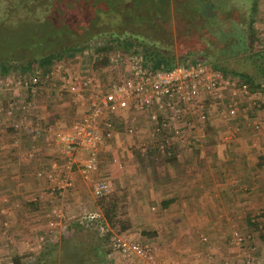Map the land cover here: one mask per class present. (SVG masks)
<instances>
[{"label":"crops","instance_id":"obj_1","mask_svg":"<svg viewBox=\"0 0 264 264\" xmlns=\"http://www.w3.org/2000/svg\"><path fill=\"white\" fill-rule=\"evenodd\" d=\"M262 86L264 83L254 85L250 96L238 98L235 118L222 120L210 114L206 126L211 129L205 142L210 144H199L188 153L181 142H171L167 151L153 145L150 123L141 114L135 119L130 110L107 115L113 119V132L98 152L97 169L85 179L73 167L71 187L55 196L48 194L53 184L44 172L60 170L64 154L41 131L35 140L29 134L16 133L0 112V259L28 250L37 253L36 236L48 229V207L56 205L67 221H76L85 215L80 205L86 203L92 183L102 179L116 191L129 226L135 218L147 230L143 231L149 237L145 240L172 264L193 260L244 264L243 252L232 243L231 235L240 227H250L258 215L264 224ZM40 90L30 113L39 128L66 129L83 111L82 103L64 91L57 93L49 83ZM6 94L0 91V107ZM255 122L259 123L256 129L248 125ZM183 130L174 138L185 135ZM142 143H146L143 151ZM142 153L146 155L137 156ZM114 154L121 167L113 171ZM159 154L168 156L162 162ZM80 155L86 156L87 151L81 150ZM95 211L99 212L98 205ZM129 232L127 228L123 233ZM255 243L264 251V241Z\"/></svg>","mask_w":264,"mask_h":264},{"label":"built area","instance_id":"obj_2","mask_svg":"<svg viewBox=\"0 0 264 264\" xmlns=\"http://www.w3.org/2000/svg\"><path fill=\"white\" fill-rule=\"evenodd\" d=\"M116 60L115 54H111L108 67ZM119 60L122 63L120 73L105 84L93 83V86L90 75L68 74L57 62L45 68L37 65L25 71L0 73V91L7 93L0 112L9 120L10 128L16 133L29 134L32 140L37 139L41 131L64 154L65 161L60 170L44 172L53 184L48 188L49 195L61 194L71 187L73 167L85 179L97 169L98 152L113 132V119L107 115L114 117L116 113L130 110L135 119L137 114H141L150 123L152 144L160 150L170 145L171 138L181 133L180 128L183 127L185 135L180 138L186 140L188 148L204 137V127L210 114L231 120L238 113V98L250 96L246 82L237 76L222 74L200 58L179 62L166 69L146 67L137 53L123 54ZM44 83H49L59 94L64 91L72 95L75 102L83 104V111L66 129H56L51 125L39 128L31 118L30 113ZM248 125L256 129L259 123ZM81 150H86L87 155H80ZM141 150H145L142 144ZM112 163L113 171L121 167L115 154L112 155ZM109 190L106 181L96 180L86 199L94 201L107 195ZM98 216L95 210L86 211L76 221L87 219L90 222ZM45 217L48 228L66 229L67 219L60 207L50 205ZM252 221L264 239V224L259 218ZM104 226L102 222L96 225L100 236L106 232ZM242 239L237 232L233 233L237 244H241ZM107 245L111 252L122 258L123 264H172L158 255L154 245L130 234L111 232ZM253 251L255 246L245 254L244 264H264L254 258ZM180 264L199 262L193 260Z\"/></svg>","mask_w":264,"mask_h":264},{"label":"rangeland","instance_id":"obj_3","mask_svg":"<svg viewBox=\"0 0 264 264\" xmlns=\"http://www.w3.org/2000/svg\"><path fill=\"white\" fill-rule=\"evenodd\" d=\"M176 1L180 2L181 0ZM188 2L201 9L200 0H189ZM210 2L212 4L211 9L213 15L209 17L212 18V23L209 24L206 22L204 26H201L196 30L190 27L188 32L184 33V23L179 20L177 21L174 16H171L169 21V39H164L162 34H147L145 35L146 38L140 37V35L135 37L128 36L130 37L128 40L131 43L128 45V49H124V47H120L118 44L115 46V52L113 53L118 60L110 65V67L95 71L89 67L90 56L92 53L91 43H96L100 40L105 41L110 39L112 36L114 39V31L127 28L132 24L124 22V26L120 27L119 21L123 20L121 13L99 12V10L104 8L101 0H90V2L87 3L80 1L76 3L77 8L75 6L73 7V4H67L64 6L71 12L69 13V16H66L64 22L59 21L58 17L53 16H51L48 20L41 21H36L32 18L28 19L27 17L21 20H13L8 29L3 30L1 32L2 34H0V63H8L9 65H12V63L17 65L25 64V62L29 60L37 59L50 53H59L60 48L64 45L76 46L79 49H82L79 50L77 48L78 50L68 51L62 54L60 59L51 60L50 64L55 62L59 63V65L62 66V69L68 74L78 73L79 75H90L92 77V83L101 85L102 83L105 84L107 81L115 78V76L120 73L122 63L119 58H121L123 54L130 53L131 49H135L136 53L141 58L143 53L141 49L144 51L145 49L146 51L160 50L161 52L162 49H166L167 52L173 53L174 60H177L180 55H182V58L184 57L188 60L191 58L203 59L201 55H206V61L211 64L212 67L218 66L224 68V72L222 73L224 75L235 76L232 71L242 72L243 74L249 76L254 83H264L261 78V72H264V57L260 55L261 52L264 51V0H257L255 10L250 14L252 23L249 26L251 27L253 36H255L256 39L253 41L252 47L246 50L238 48L235 44L238 43L237 33L244 32L246 30L248 12L250 11L248 6L250 5L251 0H210ZM169 3L171 7L175 4L174 0H169ZM94 7L98 8V17L92 24L89 21H93L94 18H92V13H90V11ZM54 10L55 8L52 9V12ZM81 21H85L86 24ZM203 23V21H201V23L192 21V25L194 27H198ZM67 29H69L68 33H66ZM217 29L219 30V33L217 32ZM86 30L91 33L88 37L82 35ZM127 30L137 33L148 31L146 27L142 31V28L137 27L136 25H134L133 28H128ZM82 31L84 32L81 34ZM120 39H123V37H120ZM65 40V43H61ZM31 66H37V64L32 63ZM218 71L221 72V70ZM263 88L264 86L261 87V89ZM262 92L264 93V89ZM210 129L211 128L208 125L204 127V137L192 144V149H190L191 146L187 148L185 145V139L183 140L182 138L178 139L173 137L170 141L173 144L176 142H181V144L183 143L181 147L185 150L184 153H188L193 151L197 145L202 143L205 144L207 138L206 133H209ZM147 143L150 144L149 141ZM208 144L205 145L208 146ZM142 145H146V143H142ZM139 147L141 148V144ZM139 155L143 156L146 154L142 153L137 156ZM167 156V154H164V156L159 154L158 159L163 162L166 160ZM108 196L112 198L115 197L114 200L117 202L116 212L125 220V222L128 223L126 218L127 215L122 209L123 205H121V202L116 195V191L109 190L107 197ZM98 199L94 201L86 199V203L82 202L80 208L85 212L93 211L96 209V205H98V213H102L101 211L104 209V205L102 204L103 202L98 201ZM153 206L154 205L151 204L149 208L150 211H153L154 213L155 208H151ZM256 217L258 218L259 215ZM70 219L71 220L66 221L67 226L64 230H61L59 227L52 229L47 226L48 229L46 232L45 230L39 232L36 236L38 239V251L48 244V241H58L61 236L69 237L70 233H79L76 231L77 229H72L76 224V218ZM131 221L132 224L128 227L130 232L127 234L133 235L140 240L149 238L145 235V233H143V231L147 230H145L138 221H135V218L131 219ZM236 232L243 237L241 245L237 244L233 240V234L231 235V240L232 243L240 246L239 251L241 253L243 252L242 260L245 254L249 253V250H252V247L255 246V252L253 251L252 253L254 258L258 261H262L261 263H264V251H259V246L255 243V241H259V243L264 241L258 228L246 226L241 229L240 227ZM245 233H248L249 236L247 237ZM89 236L90 235H88V237ZM204 236L205 235H201L200 239L203 240L201 237ZM39 237H42L43 239L39 240ZM92 238L95 240L94 236ZM198 242H200L199 238ZM105 247L108 249L107 244H105ZM13 254L14 253L9 254V257L5 255L2 256L0 264H11V256ZM34 254L35 252L28 250V252L26 251L20 255L30 257ZM106 257L110 264H123L122 258L117 253L109 251Z\"/></svg>","mask_w":264,"mask_h":264},{"label":"trees","instance_id":"obj_4","mask_svg":"<svg viewBox=\"0 0 264 264\" xmlns=\"http://www.w3.org/2000/svg\"><path fill=\"white\" fill-rule=\"evenodd\" d=\"M83 1L85 3L90 2V0H0V34L3 30H7L10 23L13 20H21L25 17L28 19L32 18L36 21L48 20L51 16L58 17L59 21L64 22L66 16H69L71 11L68 10L64 5L76 6V3ZM104 8L99 10V12H114L121 13L123 20L119 21L120 27L124 26V22L127 24H132L127 28H123L119 31H114L113 36L108 40H100L96 43H91L92 53L90 56L89 67L92 70H101L109 66V56L115 52V46L118 44L124 49H128L129 42L128 38L140 35V37L146 38L147 34H162L164 39H169V21L170 17L178 21L183 22L185 29L184 33L188 32V29L193 28L198 29L204 26L206 22L212 23V18L206 17L201 14V9L196 5H191L189 0H181L180 2L174 0V5L171 7L169 0H101ZM62 2V3H61ZM257 0H251L248 8V20L247 27L244 32L237 33L238 43L235 46L238 48H243L244 50L250 49L252 47L253 41L256 39L253 36V31L249 26L252 23V18L250 17L251 12L255 10ZM119 4V5H117ZM55 10L52 12V9ZM98 8H93L90 13H92L94 23L97 19ZM128 11V12H126ZM79 12V11H78ZM192 21L204 23L198 27L192 25ZM85 23V21H81ZM88 23V22H87ZM136 25L137 27L143 29L146 27L148 31H143V33H137L134 31L127 30L128 28ZM191 25V26H190ZM70 29V28H69ZM66 33H68V30ZM132 30V29H130ZM7 32V31H4ZM84 31L81 32V34ZM219 33V30L217 29ZM91 33L87 30L82 34L88 37ZM130 36V37H128ZM120 37L123 39H120ZM122 40V41H119ZM165 41V40H164ZM61 42V41H60ZM65 41L61 43H65ZM165 46V45H164ZM76 46L64 45L60 48L59 53H50L44 55L43 57L32 59L25 64H13L0 63V73L6 74L11 70H27L32 63L37 64L43 68L48 67L51 60H57L62 57V54L71 51L78 50ZM80 48L79 50H81ZM143 51L142 60L143 64L150 69H166L170 68L176 63L194 60L195 58L185 59L180 55L177 60H174V55L172 52H167L166 49L159 51ZM131 53H136L135 49H131ZM261 56L264 57V51L261 52ZM203 60H207L206 55H201ZM182 58V59H181ZM59 61V60H58ZM217 70L224 72L223 67L213 66ZM232 73L239 77L240 80L246 82L251 89L254 85L259 83H254L252 79L243 74L242 72ZM261 78L264 81V72H261ZM169 145L165 147L164 151H167ZM98 201L103 202L104 209L99 213L93 221H87V219H82L80 222L76 221L75 226L72 229H77L79 233H70L69 237L61 236L58 241H48L43 248H41L37 253L30 257H25V255L13 254L11 256V264H110L107 260V255L110 248L106 249L105 244H107V239L111 232L123 233L129 227V224L125 222L123 218L116 212V200L114 198L105 195L98 199ZM98 222L103 223V228H106V232L103 236L98 234L96 225ZM252 228H258L257 224L252 220L250 221ZM82 232V233H81ZM79 234V235H78ZM88 235H90L88 237ZM95 237L93 240L92 237ZM260 236V235H259ZM64 237V238H63ZM96 259V260H95Z\"/></svg>","mask_w":264,"mask_h":264},{"label":"water","instance_id":"obj_5","mask_svg":"<svg viewBox=\"0 0 264 264\" xmlns=\"http://www.w3.org/2000/svg\"><path fill=\"white\" fill-rule=\"evenodd\" d=\"M202 6H201V14L206 16V17H209V16H212L213 15V12H212V4L210 2V0H200Z\"/></svg>","mask_w":264,"mask_h":264},{"label":"flooded vegetation","instance_id":"obj_6","mask_svg":"<svg viewBox=\"0 0 264 264\" xmlns=\"http://www.w3.org/2000/svg\"><path fill=\"white\" fill-rule=\"evenodd\" d=\"M201 6H202V4H201Z\"/></svg>","mask_w":264,"mask_h":264}]
</instances>
